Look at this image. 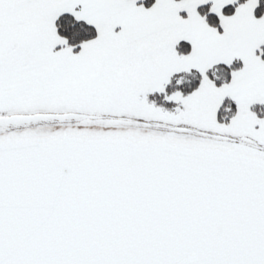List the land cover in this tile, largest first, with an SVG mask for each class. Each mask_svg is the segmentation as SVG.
I'll list each match as a JSON object with an SVG mask.
<instances>
[{
    "label": "snow or ice",
    "instance_id": "6c2138e0",
    "mask_svg": "<svg viewBox=\"0 0 264 264\" xmlns=\"http://www.w3.org/2000/svg\"><path fill=\"white\" fill-rule=\"evenodd\" d=\"M0 264H264V0H0Z\"/></svg>",
    "mask_w": 264,
    "mask_h": 264
}]
</instances>
